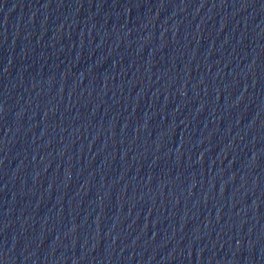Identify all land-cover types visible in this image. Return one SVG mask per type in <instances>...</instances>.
<instances>
[{
    "label": "water",
    "instance_id": "obj_1",
    "mask_svg": "<svg viewBox=\"0 0 264 264\" xmlns=\"http://www.w3.org/2000/svg\"><path fill=\"white\" fill-rule=\"evenodd\" d=\"M0 264H264V0H0Z\"/></svg>",
    "mask_w": 264,
    "mask_h": 264
}]
</instances>
